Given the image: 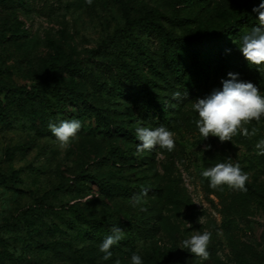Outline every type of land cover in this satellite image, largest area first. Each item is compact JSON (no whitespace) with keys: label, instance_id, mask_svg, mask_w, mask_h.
Instances as JSON below:
<instances>
[{"label":"rangeland","instance_id":"1","mask_svg":"<svg viewBox=\"0 0 264 264\" xmlns=\"http://www.w3.org/2000/svg\"><path fill=\"white\" fill-rule=\"evenodd\" d=\"M243 1L125 0L126 12L120 0H0V171L22 170L17 184L0 179V264H130L133 254L144 264H264V155L254 148L264 117L242 125L256 135L238 131L221 142L200 136L191 106L230 72L264 92V66L249 65L237 36L224 39ZM250 2L253 11L261 0ZM151 10L178 12L177 25L165 23L178 35H208L205 48L226 45L194 93L145 27L127 25V15L137 21ZM124 61L153 80L161 117L137 105ZM50 74L65 81L64 105L43 85ZM36 85L39 96L27 92ZM73 89L83 110L71 102ZM177 90L188 98L173 100ZM71 119L82 128L62 150L48 125ZM161 125L174 133L173 150L137 154L135 129ZM229 158L248 174L247 191L211 189L201 176ZM142 188L148 196L133 207ZM241 192L243 199L233 197ZM114 225L123 238L102 261L99 245ZM204 231L212 234L206 261L181 249Z\"/></svg>","mask_w":264,"mask_h":264},{"label":"clouds","instance_id":"2","mask_svg":"<svg viewBox=\"0 0 264 264\" xmlns=\"http://www.w3.org/2000/svg\"><path fill=\"white\" fill-rule=\"evenodd\" d=\"M253 12L256 14L258 24L242 37L239 49L249 65H255L259 70L260 66H264V0L253 8ZM221 84L222 87L214 89L203 98H197L191 105L198 114L195 124L200 136L203 139L209 136L218 137L221 142H225L232 141L238 131L245 137L256 135L255 127L249 132L248 128L242 125L253 120L259 122L264 117V92L254 83L241 80L238 73H228V78L222 79ZM186 98L188 93L179 90L172 93V99L175 101ZM48 128L56 138L58 147L63 150L69 146L71 140L78 138L82 122L79 119L64 120L59 124L50 122ZM135 136L139 141L137 154L151 151L157 146L170 152L175 145L174 133L162 125L154 128L138 126L135 129ZM254 148L257 155H264V138L259 139ZM200 174L207 179L211 189L227 185L239 191H247L246 182L249 176L241 170L239 164H233L231 158L204 169ZM148 191L142 188L141 193L131 199L132 206L140 205L142 199L148 196ZM199 222H202V218ZM122 238L123 230L119 226H112L110 234L99 245V252L103 254L102 261H109L112 258L111 249ZM211 238L212 234L208 231L198 232L183 239L181 249L188 250L195 257L206 261L209 258L207 249ZM130 264L144 262L140 255L133 254Z\"/></svg>","mask_w":264,"mask_h":264},{"label":"trees","instance_id":"3","mask_svg":"<svg viewBox=\"0 0 264 264\" xmlns=\"http://www.w3.org/2000/svg\"><path fill=\"white\" fill-rule=\"evenodd\" d=\"M189 0H187L188 2ZM126 12L128 7L125 3V0H120ZM239 15L232 18L225 26L224 32L227 35V38L231 40L234 36H237L242 42V37L247 34L248 27H255L257 23L256 14L252 11L250 0H244L241 5H239ZM127 25L129 28L133 29L137 26L145 27L149 32V36L152 40H157L158 44L169 53L170 60L172 62V72L174 75L180 77L184 87L190 92L194 93L200 86L201 79L204 76V69L209 66L210 60L212 58H221L224 54V47L220 42H217L213 47H206L208 35L200 36H187V35H178L173 29L168 27L165 22L171 24V26L177 25L178 21V12H175L171 16H166L159 10H151L144 17L137 21H132L129 15L126 16ZM153 42V41H152ZM230 49H233L232 43L227 45ZM148 55L150 54L149 50L145 51ZM153 70L157 71L154 65H151ZM123 67L126 70V75L130 82L133 83L132 93L137 105L140 108L147 109L154 113V116L161 117L160 103L157 100L155 93L153 91V80L139 73L136 69L131 67L130 63L124 61ZM49 79L43 83V85L52 86L54 91V96L57 104L64 105L67 100L62 87L65 83L64 79L61 77H56L53 74H50ZM42 85V83H41ZM39 85L31 87L28 91L26 88L19 87L17 91L24 93L25 91L31 93L33 96H39ZM121 90V88H120ZM72 95L71 102L79 110H83L81 102H83V95L78 93L74 89L70 92ZM26 109L30 112L34 109V103H27ZM99 120L102 119V115L97 116ZM11 157H13L11 155ZM22 170L13 171L10 175L0 171V179L3 182H12L17 184L20 182V174ZM101 185L105 189L113 190L116 187L111 184ZM116 188V189H120ZM232 192V191H231ZM230 192V193H231ZM234 198L243 199L244 192L240 194H234ZM173 198L174 195H173ZM176 200V199H174Z\"/></svg>","mask_w":264,"mask_h":264}]
</instances>
